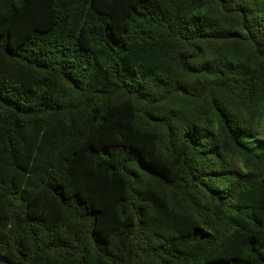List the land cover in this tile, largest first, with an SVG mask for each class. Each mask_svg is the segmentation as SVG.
<instances>
[{
	"label": "trees",
	"instance_id": "obj_1",
	"mask_svg": "<svg viewBox=\"0 0 264 264\" xmlns=\"http://www.w3.org/2000/svg\"><path fill=\"white\" fill-rule=\"evenodd\" d=\"M264 0H0V264H264Z\"/></svg>",
	"mask_w": 264,
	"mask_h": 264
},
{
	"label": "rangeland",
	"instance_id": "obj_2",
	"mask_svg": "<svg viewBox=\"0 0 264 264\" xmlns=\"http://www.w3.org/2000/svg\"><path fill=\"white\" fill-rule=\"evenodd\" d=\"M262 132H261V136L264 138V120H263V124H262V128H261Z\"/></svg>",
	"mask_w": 264,
	"mask_h": 264
}]
</instances>
